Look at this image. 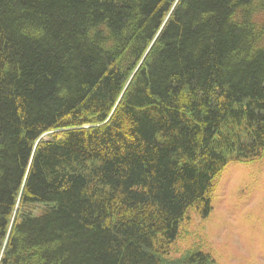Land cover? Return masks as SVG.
Listing matches in <instances>:
<instances>
[{"label": "trees", "instance_id": "16d2710c", "mask_svg": "<svg viewBox=\"0 0 264 264\" xmlns=\"http://www.w3.org/2000/svg\"><path fill=\"white\" fill-rule=\"evenodd\" d=\"M264 0H0V264L170 261L230 160L264 152Z\"/></svg>", "mask_w": 264, "mask_h": 264}, {"label": "rangeland", "instance_id": "374dc122", "mask_svg": "<svg viewBox=\"0 0 264 264\" xmlns=\"http://www.w3.org/2000/svg\"><path fill=\"white\" fill-rule=\"evenodd\" d=\"M209 198L208 215L198 207L187 210L166 258L198 249L213 264H264V152L248 161L230 160L214 178Z\"/></svg>", "mask_w": 264, "mask_h": 264}]
</instances>
